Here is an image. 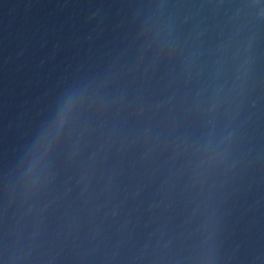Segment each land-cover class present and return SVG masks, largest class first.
Instances as JSON below:
<instances>
[{"label": "water", "instance_id": "1", "mask_svg": "<svg viewBox=\"0 0 264 264\" xmlns=\"http://www.w3.org/2000/svg\"><path fill=\"white\" fill-rule=\"evenodd\" d=\"M0 264H264V0H0Z\"/></svg>", "mask_w": 264, "mask_h": 264}]
</instances>
